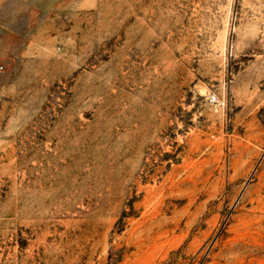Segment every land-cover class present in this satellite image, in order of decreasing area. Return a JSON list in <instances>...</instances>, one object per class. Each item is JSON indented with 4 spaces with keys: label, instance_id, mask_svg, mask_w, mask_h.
Masks as SVG:
<instances>
[{
    "label": "rangeland",
    "instance_id": "rangeland-1",
    "mask_svg": "<svg viewBox=\"0 0 264 264\" xmlns=\"http://www.w3.org/2000/svg\"><path fill=\"white\" fill-rule=\"evenodd\" d=\"M0 264H264V0H0Z\"/></svg>",
    "mask_w": 264,
    "mask_h": 264
},
{
    "label": "built area",
    "instance_id": "built-area-1",
    "mask_svg": "<svg viewBox=\"0 0 264 264\" xmlns=\"http://www.w3.org/2000/svg\"><path fill=\"white\" fill-rule=\"evenodd\" d=\"M212 98V100H214V97H211Z\"/></svg>",
    "mask_w": 264,
    "mask_h": 264
}]
</instances>
